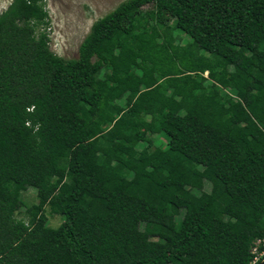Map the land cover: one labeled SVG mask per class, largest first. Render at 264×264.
<instances>
[{
    "label": "trees",
    "instance_id": "1",
    "mask_svg": "<svg viewBox=\"0 0 264 264\" xmlns=\"http://www.w3.org/2000/svg\"><path fill=\"white\" fill-rule=\"evenodd\" d=\"M47 17L45 0L0 13V264H251L264 249V0H124L76 58L49 49Z\"/></svg>",
    "mask_w": 264,
    "mask_h": 264
},
{
    "label": "rangeland",
    "instance_id": "2",
    "mask_svg": "<svg viewBox=\"0 0 264 264\" xmlns=\"http://www.w3.org/2000/svg\"><path fill=\"white\" fill-rule=\"evenodd\" d=\"M11 0H0V13L7 7ZM124 0H45V8L48 12L47 24L37 29V32H44L48 37L49 49L63 58H76L78 56V47L88 33L92 23L103 17L105 14L113 10L119 3ZM151 8L150 5L143 6V9ZM173 21L168 24L173 25ZM173 33L179 35L182 42L189 38L180 30H175ZM105 69L103 68L102 71ZM101 71V75H102ZM206 74V73H204ZM121 105V103H120ZM152 145H164L165 138L161 135L150 136ZM146 145L143 142L138 148ZM211 184L204 180L201 190H193L195 194H200L201 191H210ZM22 192V198L26 205L37 202V189L34 185H27ZM47 216V225L57 227L63 220V216L54 213L47 206L45 208ZM14 217L27 220L29 211L24 205H18L14 212ZM139 229L144 228V223L140 222Z\"/></svg>",
    "mask_w": 264,
    "mask_h": 264
},
{
    "label": "built area",
    "instance_id": "3",
    "mask_svg": "<svg viewBox=\"0 0 264 264\" xmlns=\"http://www.w3.org/2000/svg\"><path fill=\"white\" fill-rule=\"evenodd\" d=\"M260 240H257L256 243H259ZM261 242L264 245V238L261 240ZM252 252H256V247L252 249ZM264 257V249L260 253H255V256L253 260L251 261V264H256L259 260H261Z\"/></svg>",
    "mask_w": 264,
    "mask_h": 264
},
{
    "label": "water",
    "instance_id": "4",
    "mask_svg": "<svg viewBox=\"0 0 264 264\" xmlns=\"http://www.w3.org/2000/svg\"><path fill=\"white\" fill-rule=\"evenodd\" d=\"M256 264H264V257L261 260H259Z\"/></svg>",
    "mask_w": 264,
    "mask_h": 264
}]
</instances>
